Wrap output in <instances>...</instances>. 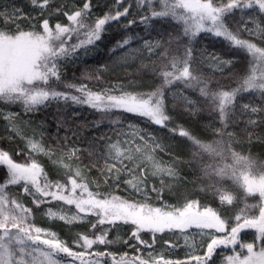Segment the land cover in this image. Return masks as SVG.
Listing matches in <instances>:
<instances>
[{
  "label": "snow or ice",
  "instance_id": "1",
  "mask_svg": "<svg viewBox=\"0 0 264 264\" xmlns=\"http://www.w3.org/2000/svg\"><path fill=\"white\" fill-rule=\"evenodd\" d=\"M27 2L28 12L14 5L0 6V119L6 121L9 133L24 142V149L16 152L23 156L20 162L0 149V167L6 176L0 182V264H108L102 258H111L112 264H215V257L221 254V264H264V165L235 151L237 134L228 130L244 123L251 142L254 132L248 129L264 124V0H114L108 12L95 18L92 0H82L72 9L57 0ZM133 5L135 12L130 11ZM59 17L66 22H60ZM53 18H57L54 24L50 23ZM23 21L28 22L27 30ZM113 23L122 30L109 48L113 65L123 67L138 60V71H148L160 80L152 91L135 93L124 91L121 85L104 86L103 73L110 70L109 64L82 73L81 79L100 85L99 90L63 79L65 65L88 56ZM134 25L143 26V35L130 31ZM201 34L210 37V42L222 41L228 53L237 51L248 57L243 75L232 72L227 77L235 86H225L214 73H221L223 79L225 69H231L237 58L209 50L208 45L197 47ZM134 42L138 43L134 46ZM189 90L198 98L189 95ZM169 97L173 108L180 106L190 116L207 111L212 117L206 131L218 139L203 140L183 126L169 128L190 143V160H163L158 153L171 155V145L121 119L123 113H130L167 128L172 119L166 105ZM52 104L57 105V132L65 129L71 133L51 137L55 143H45L42 125L31 128L29 134L30 122L23 123L19 112L8 110L18 105L27 115ZM72 106H87L99 113L100 119L78 123L79 112L68 115ZM105 120L115 139L108 133L93 136L84 149L89 157L84 167L96 168L106 184L127 185L142 197L139 201L91 191L81 167V149L69 146L72 137L79 139L84 130L98 128ZM98 142H103L99 148ZM39 156L47 157L57 175L62 173L65 179H51ZM180 164L190 169L195 164L199 179L206 181L197 186L198 191L216 197L221 207L236 201L224 187L227 180L243 191L245 201L257 197V202H245L227 218L186 193L181 194L182 203L168 204L163 196L165 191L176 195ZM150 179H159V185L149 184ZM12 186H19V192H11ZM150 193L161 206L149 202ZM24 198H30L34 207H28ZM53 202L55 206L43 208L42 215L67 225L89 223L91 235L77 233L74 247H70L56 232L37 226L35 212ZM89 216H95V222L88 220ZM120 223L133 226L128 240L118 235L110 240L108 233ZM192 228L207 240L190 243L186 230ZM166 230L184 235L185 246L191 249L184 260L165 259L152 252L147 253V259L127 253L117 259L107 250H93L94 245L122 242L139 253L140 246L153 248L155 234ZM245 230H254L252 242H242ZM145 231L152 234L151 243L141 237ZM164 243L170 248L178 246L167 240ZM201 249L202 254H197Z\"/></svg>",
  "mask_w": 264,
  "mask_h": 264
},
{
  "label": "trees",
  "instance_id": "2",
  "mask_svg": "<svg viewBox=\"0 0 264 264\" xmlns=\"http://www.w3.org/2000/svg\"><path fill=\"white\" fill-rule=\"evenodd\" d=\"M64 2L67 5V9H72L74 6H80L82 4V0H57V3ZM94 5L92 9L93 18L95 17H102L105 12H108L110 8L113 7L114 0H92ZM8 5V6H16L22 7L25 12L30 11V6L28 5L27 0H0V6ZM66 9V10H67ZM130 11L135 12V7L130 9ZM132 18V17H129ZM136 18H139L137 14ZM60 22H66L64 17L58 18ZM57 22V18H53L50 23ZM22 26L27 30L28 22L23 21ZM133 34L135 32H140L143 35V26H136L134 25L133 28L130 30ZM122 34V30H120L115 23L112 24L111 27L108 28V31L104 34L103 40L98 42V47L94 49L88 56L83 57L81 60H78L73 65L72 63H68L65 65L63 71V79L68 82L74 83H88L89 87L93 88V90H99L100 85L96 84L95 82L84 81L81 79L83 71L87 69H94L98 68L101 64H109L110 70L103 73V81L104 86H114V85H121L124 91L128 92H135V93H146L152 91L157 85L160 84V80L152 75L148 71H138L139 61H135L132 64H128L125 66L116 67L113 65L111 54L109 52V48L115 42L116 39H119ZM155 35V33H153ZM244 38H249L245 33H242ZM200 44L197 47H203L204 45L209 46V50L215 49L221 55L224 56H235L237 58V63L231 69H225L223 73V79H221V73H214V76L217 79L221 80V83L225 86H235L233 81L228 79L227 77L232 73H238L243 75L247 68H248V57L245 56L243 53H239L237 51H233L228 53L226 51V45L222 41H214L210 42V37L201 34L200 37ZM255 42V41H254ZM138 42H134L135 44ZM259 43V42H257ZM261 46H264L262 44ZM155 59V57H152ZM145 63H148L145 60ZM206 73H209L210 70L208 68L203 69ZM215 86V84H213ZM63 90V89H61ZM189 95H191L194 99L198 98V94L195 92H191L189 90ZM244 99H249V97H245ZM259 102V101H257ZM172 100L169 97L166 100L167 111L168 114L172 117L171 121L167 128H161L160 126L153 125L149 123L146 118H142L130 113H123L121 119L124 121L125 125L127 123H133L138 125L141 128L147 129L149 132H152L158 138H162L163 142L171 145L169 152L172 153L171 155L166 153H158V155L165 161L172 160L174 157H179L181 160H190L191 159V145L188 143L185 138L180 137L179 135H174L172 132L169 131V128H176L177 126H183L184 128L192 131L195 133L199 138L203 140H212L218 139V137H214L211 132L206 131V125L209 121L212 120V117L208 115L207 111L202 112L197 116H190L186 112L183 111L182 107L177 106L173 108ZM203 106V105H202ZM57 105L52 104L51 106L38 111L36 113H29L25 115L21 108L16 106H9L8 110L13 112H19L21 114V120L30 122L31 125L37 127L42 125V130L44 132V139L45 143H55L50 138L53 136L63 137L65 134L71 136L70 132L66 133L65 129H60L57 132L56 123L54 120V115L56 113ZM77 111L80 115L76 118V122L91 124L92 121H96L100 119V114L96 113L94 110L88 108L87 106H72L68 109V115L71 112ZM117 115H121L117 113ZM6 121L0 119V149L6 150L13 156L17 162L23 160V156L16 155V152L20 149H24L23 142L19 139L15 133H8L7 129L5 128ZM110 124L107 120L102 122L98 128H89L84 130L83 136L79 139L76 137H72L69 143V146L79 147L81 149V167L83 170V174L85 176V182L89 184V189L94 193H99L102 196L104 195H116L128 200H141L142 197H136L133 193H130L124 184H119V187L115 186L114 184H109L104 182V177L96 168H87L84 167L85 165L89 164V157L84 149L88 148V141L93 136H99L104 133H108L109 135L113 136L115 139L114 133L110 132ZM245 125L244 123H240L236 126H230L229 131H234L237 134V143L233 144L234 150L241 153L242 155L250 156L254 159L257 165H264V124H261L259 127L250 128L249 131L254 132L253 139L249 142L247 136L244 132ZM39 130V129H38ZM12 135V139L9 140L8 136ZM256 136L259 139H256ZM103 142H98L97 147L99 148ZM39 161L45 166V170L48 172L49 177L53 180L55 179H65L63 174L57 175V170L53 169L49 165L47 159L39 156ZM102 163V162H101ZM180 175L181 180L178 186L174 188V192L176 195H171L167 191H165L163 200L166 201L168 204H177L178 202H183V195L182 193H186L190 199H198L200 200L201 204H207L208 206L218 210L222 217L227 218L233 216L240 208L244 207L245 202L248 204H254L257 202V197H248L245 201L243 199V191L236 185L233 184L231 180L225 181L224 187L232 193L236 197V201L233 205H224L221 207L219 200L212 196L210 193H202L199 192L197 186L201 183H206V181H201L199 179V170L196 168L195 164L192 165L191 169L187 164H180ZM264 171V169H261ZM184 177H187L185 180ZM6 178L5 176V169L0 167V182H2ZM194 181V182H189ZM149 184H156L159 185V179H150ZM16 193L19 192V186H12L11 187ZM79 192V190H78ZM152 197L149 201L150 203L154 204L155 206H161L162 202L157 201L155 199V194L150 193ZM28 207H34L31 202L30 198H24L23 201ZM56 202H53V205H43L40 211H36L34 215V220L36 223L48 227L51 231H54L58 234V236L66 241L70 247L73 246V240L76 237L77 233H88L89 232L90 224L89 223H76L73 225H67L62 222L52 221L51 223H47L43 218H41L43 208L49 206H55ZM69 207V206H65ZM74 211V206H70ZM254 212L257 210H253ZM88 220L95 222V216H89ZM104 227H110L105 225ZM133 226L126 225L123 223L119 224V227L113 228L108 233V238L110 240L115 239L117 235L121 238V240H128L131 229ZM177 231V230H174ZM254 230H245L247 235L253 236ZM175 233L173 231H165L164 233H156L155 239L156 243L154 244L153 248L145 249L143 246L141 247V251L137 253L134 247H129L127 244L122 242H118L112 245H94L93 250L96 251H105L112 252L116 254L117 259H119L120 255L123 253H127L129 257H133L135 255H143L145 259L146 254L156 249L158 250L161 247L168 246L164 243V241L172 242L171 234ZM245 233H241L242 235ZM141 237L144 240L152 241V234L149 232H141ZM252 239L244 240L242 242H252ZM129 244H136L135 240H129ZM75 250V248H74ZM220 250H218L219 252ZM239 251V248H237ZM202 254V251L201 253ZM229 254H231L229 252ZM108 261V264H112L111 258H102ZM223 259V255H217L215 257V264H221ZM184 260V259H181Z\"/></svg>",
  "mask_w": 264,
  "mask_h": 264
},
{
  "label": "rangeland",
  "instance_id": "3",
  "mask_svg": "<svg viewBox=\"0 0 264 264\" xmlns=\"http://www.w3.org/2000/svg\"><path fill=\"white\" fill-rule=\"evenodd\" d=\"M145 55H147V54H145ZM133 62H135V61H130L129 64H132ZM115 66H116V67H119V64H115ZM22 122H23V123H28V122L23 121V120H22ZM31 128H36V127L30 124V128L28 129L29 134H30V129H31ZM7 132H8V131H7ZM8 133H9V132H8ZM22 142H23V141H22ZM23 144H24V142H23ZM41 157L47 159V157H45V156H41ZM47 160H48V159H47ZM48 162H49V160H48ZM49 165H50L51 167H53L52 164H51L50 162H49ZM53 169L56 170V168H54V167H53ZM83 175H84V174H83ZM84 177H85V176H84ZM109 184H113V183L110 182ZM120 184H123V183H120ZM124 185H125V184H124ZM125 187H126V189H127L130 193H133L136 197H139V196H140L138 193H135V192H133L132 189L128 188L127 185H125ZM10 191H11V192H15L12 188H10ZM15 193H16V192H15ZM72 210H73V209H72ZM73 211H74V210H73ZM41 218H43L47 223H51L52 221H58V222H62V223H64L63 221H59V220H50V219H48L47 217H45L44 215H41ZM34 223H35L37 226H39V227L46 228V229L48 228V227H45V226H43V225H40V224L36 223L35 220H34ZM206 231H210V230H206ZM173 232H175V233H172V234H171V237H172V242H171V243L178 245L177 247L170 248L169 246H164V247L159 248L158 250L153 249V250H151V251H149V252H152L153 256H156L157 254H162V255L164 256L165 259H171V260H181V259H185V258H186V253L190 252L191 249H190L189 247L185 246L184 235H181L180 232H179V230H177V231H173ZM198 232H199V230H197V229H195V228H192V229H188V230H186V235H188V239H189V242H190V243H191L193 240H195L197 243H200V242L202 241V239H203L204 241L207 240V237H203V238H202L200 235L197 234ZM252 238H253V236H249V235H247V234L242 235V239H244V240H249V239H252ZM201 251H202V249L199 250V251L197 252V254H200ZM145 256H146V258H148L147 254H146Z\"/></svg>",
  "mask_w": 264,
  "mask_h": 264
}]
</instances>
